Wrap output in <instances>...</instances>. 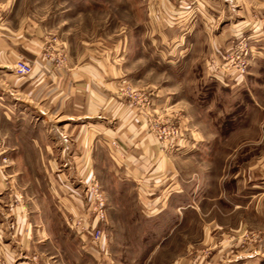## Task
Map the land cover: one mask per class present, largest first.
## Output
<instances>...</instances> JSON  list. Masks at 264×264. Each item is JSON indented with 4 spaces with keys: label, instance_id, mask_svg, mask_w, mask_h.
<instances>
[{
    "label": "rangeland",
    "instance_id": "obj_1",
    "mask_svg": "<svg viewBox=\"0 0 264 264\" xmlns=\"http://www.w3.org/2000/svg\"><path fill=\"white\" fill-rule=\"evenodd\" d=\"M26 20L45 47L56 40L62 65L67 48L100 62L116 116L141 117L142 146L163 166L151 190L123 187L109 156L125 148L126 124L110 141L80 126L87 180L73 156L39 152L40 129L2 119L0 106V264H264V0H0V30ZM168 169L196 188L189 200L157 199L155 184L175 188ZM93 184L100 244L73 226Z\"/></svg>",
    "mask_w": 264,
    "mask_h": 264
},
{
    "label": "crops",
    "instance_id": "obj_2",
    "mask_svg": "<svg viewBox=\"0 0 264 264\" xmlns=\"http://www.w3.org/2000/svg\"><path fill=\"white\" fill-rule=\"evenodd\" d=\"M24 23L20 27L10 24L11 26L0 30V106L5 109L1 118L3 116L6 121L17 118L33 123L40 129V136L36 138L45 140V143L35 142L36 149L46 155L73 156V161L77 159L78 163L82 164L81 169L87 174V180L93 178L91 171L87 173L89 154L85 152L86 137L90 138V135L84 133V128L78 129L80 126L90 128L93 132L91 140L97 141L101 136V139L110 141L125 128L119 126V123L123 122L127 127L126 132H121L125 148L114 151L116 161L112 159L113 156H109L111 162L113 161L109 167L114 174L113 178L123 187H129L133 182L139 189H147L151 181H158L156 172L161 171L163 162L157 159L156 152L144 150L142 146V140L139 138L141 130L137 125L141 122V117L132 114L116 116V103L111 98L115 81L112 77L109 78L107 73L103 74L100 62L92 56L89 61L84 62L78 54H73L71 50L68 52V48V66L56 67L45 62L43 50L48 42L43 43V34L35 27L36 24L28 25L29 20ZM56 49L59 52L58 44ZM18 59L26 60L32 65L30 76H15L13 64ZM256 103L255 106H258ZM252 110L258 111L257 108ZM115 123L118 124L117 127ZM47 138L49 141L46 142ZM124 140L128 141L127 146ZM204 149L203 145H192L187 151L193 154L194 150L205 151ZM168 170L171 173L166 187L175 184V188L163 190L164 184H155L159 194L157 199L165 197L161 193H166V199L186 196L189 200L194 193L193 189L196 188L189 187V179L184 180V176H180L175 169V172ZM146 206L153 210L155 203L147 202Z\"/></svg>",
    "mask_w": 264,
    "mask_h": 264
},
{
    "label": "built area",
    "instance_id": "obj_3",
    "mask_svg": "<svg viewBox=\"0 0 264 264\" xmlns=\"http://www.w3.org/2000/svg\"><path fill=\"white\" fill-rule=\"evenodd\" d=\"M56 46V40L51 41L48 46L44 47L43 57L44 59H49V63L51 64L55 62L57 65L54 66L61 67L63 64L61 61H64V55L57 51ZM233 67V69H235L238 73L237 77L240 78L239 75H242V71H244L245 69L244 64L239 60L238 64ZM13 71L16 77L25 78L32 74V65L26 61L18 60L13 66ZM171 135L172 132L169 136ZM87 191L89 193V197L87 200L88 208L85 209L84 206H82V211H85V215H81L83 219H79L80 221L77 223V226H75V222L73 221V226L77 229L78 233L88 235L94 243L100 244L103 240V232L94 227V223L96 221L101 222L104 220V204L102 201V197L97 190V184H93V186L91 188H88Z\"/></svg>",
    "mask_w": 264,
    "mask_h": 264
}]
</instances>
